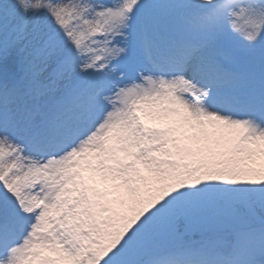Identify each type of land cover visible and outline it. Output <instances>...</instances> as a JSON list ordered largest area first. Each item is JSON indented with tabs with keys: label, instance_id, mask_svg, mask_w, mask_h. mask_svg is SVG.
<instances>
[{
	"label": "snow or ice",
	"instance_id": "obj_1",
	"mask_svg": "<svg viewBox=\"0 0 264 264\" xmlns=\"http://www.w3.org/2000/svg\"><path fill=\"white\" fill-rule=\"evenodd\" d=\"M0 264H264V0H0Z\"/></svg>",
	"mask_w": 264,
	"mask_h": 264
}]
</instances>
